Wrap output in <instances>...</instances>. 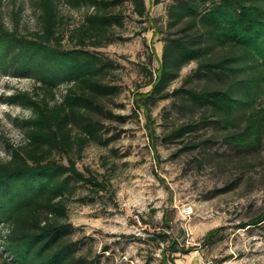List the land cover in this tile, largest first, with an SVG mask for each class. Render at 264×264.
I'll use <instances>...</instances> for the list:
<instances>
[{
	"label": "trees",
	"instance_id": "trees-1",
	"mask_svg": "<svg viewBox=\"0 0 264 264\" xmlns=\"http://www.w3.org/2000/svg\"><path fill=\"white\" fill-rule=\"evenodd\" d=\"M32 2L35 25L22 32L17 21L7 25L0 1V75L34 81L32 91L6 97L31 115L17 123L23 142L8 144L9 157L0 159V264H100L83 252L84 240L73 239L68 202L82 188L93 194L106 188L77 159L88 144L106 146L113 139L104 137L106 121L130 118L108 106L120 91L113 83L118 63L100 51L124 40L116 31L127 5L140 20H150L164 42L159 57L154 48L148 57L157 67H143L149 89L133 97V112L145 117L152 144L151 108L170 100L178 117L165 127V140L223 128L226 142L248 153L259 147L264 131V0H172L164 21L150 15L145 0ZM62 6L85 9L83 18L65 27ZM191 63L195 68L171 90ZM211 141L203 137L192 146L208 148ZM263 222L264 215L252 224ZM152 240L168 244L172 253L189 251L168 233Z\"/></svg>",
	"mask_w": 264,
	"mask_h": 264
},
{
	"label": "rangeland",
	"instance_id": "rangeland-1",
	"mask_svg": "<svg viewBox=\"0 0 264 264\" xmlns=\"http://www.w3.org/2000/svg\"><path fill=\"white\" fill-rule=\"evenodd\" d=\"M0 1L9 27L17 21L22 32L33 29L32 0ZM171 1L145 3L152 17L164 21ZM62 12L65 27H71L85 9L62 6ZM116 32L124 40L100 49L118 63L113 83L120 91L108 106L130 118L124 123L106 121L104 137L113 139L106 146L88 144L77 159L78 167L90 168L106 188L98 194L82 188L69 200L73 239L84 240L83 252L100 264H264V222L252 224L264 215V131L259 147L248 153L228 144L223 128H208L181 141L165 140V127L178 114L170 100H161L151 108L156 130L152 144L145 117L133 112V97L149 89L143 67H157L155 60L148 64V57L151 48L161 55L162 34H156L150 20H140L130 5ZM195 66H185L169 88L180 86ZM33 86L30 78L0 75L1 160L9 157L8 144L23 142L17 123L31 115L30 109L10 104L6 97L32 91ZM207 136L212 138L208 148H193ZM186 207H191L190 214ZM214 229L217 232L208 236ZM155 233H168L189 251L172 253L168 244L152 240Z\"/></svg>",
	"mask_w": 264,
	"mask_h": 264
},
{
	"label": "built area",
	"instance_id": "built-area-1",
	"mask_svg": "<svg viewBox=\"0 0 264 264\" xmlns=\"http://www.w3.org/2000/svg\"><path fill=\"white\" fill-rule=\"evenodd\" d=\"M185 213L190 214L191 213V207H186Z\"/></svg>",
	"mask_w": 264,
	"mask_h": 264
}]
</instances>
